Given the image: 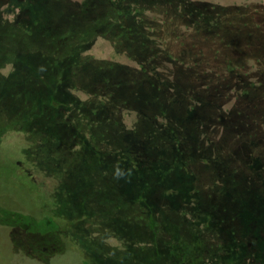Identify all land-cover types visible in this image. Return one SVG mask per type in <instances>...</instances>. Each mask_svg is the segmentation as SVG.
Instances as JSON below:
<instances>
[{"label":"rangeland","instance_id":"1","mask_svg":"<svg viewBox=\"0 0 264 264\" xmlns=\"http://www.w3.org/2000/svg\"><path fill=\"white\" fill-rule=\"evenodd\" d=\"M256 1L262 3L259 13L264 12L262 0H28L25 3L17 0L22 11V18L18 19L22 28L2 31L8 33L7 43L14 49L5 50L4 33L0 36L1 179L14 183L13 165L17 173L41 175L36 164L25 165L14 154L20 147L31 144L19 131L30 128L29 122L34 117H50L59 106L74 110L71 99L86 102L93 98L97 102L101 87H105L102 84L108 85L111 91L117 84H128L124 73L130 68V56L137 48L160 57L180 49L174 44L179 34L195 38V43L192 41L186 47L189 50L202 46V36L221 35L225 39L241 36L243 30L238 29L235 17H251ZM157 3L161 4L160 11L150 13ZM139 5L142 10L135 19L130 23L121 22L124 27H115L114 17L125 18ZM191 21H199L202 27H194ZM120 24L116 23L118 27ZM94 101L86 105L92 114L96 113ZM5 121H12L14 125L10 128L4 125ZM218 129L226 135L228 148L238 144L236 137L228 133L229 129H224V121L219 123ZM47 139L42 135L36 142L46 148ZM65 147L67 144L61 150ZM208 154L211 156L210 152ZM97 158V153L88 149L76 169H71L70 176L62 172L61 165L54 164L47 167L45 173L53 170L56 176L49 180L48 175L42 176L43 171L37 176L36 183L40 187L47 185L53 191L52 211L64 223L51 224L47 219L31 221L22 216L20 201L0 194V264H121L119 261L123 262L136 244L148 246L147 249L157 246V264H224V246L211 249L200 241L191 250L193 259L179 255L180 246L177 241L172 242L179 233L174 222L179 228L181 224L196 228L195 240L198 241L202 240L198 226L207 220L219 221L210 225V230L218 229L224 235L227 226L237 235L241 221L256 216L260 220L264 218V203L260 199L264 194L246 190L249 185H244L243 169L224 177V182L220 177L218 192L197 194L195 188H187V182L194 178L191 170L183 166L187 156L178 153L173 162L164 161L160 156L157 164H142L143 168L127 166L131 173L130 190L134 187L140 192L150 212L160 211L156 219L152 218L155 225L146 229L138 225L135 236L133 227L117 221L118 217L125 219L124 211H120L117 218L116 213H111L114 211L110 212L107 199H114L116 192L106 189L112 176L99 165ZM197 166L202 170L207 167L202 163ZM1 190L9 191L0 186ZM129 200L137 201L130 196ZM145 203L142 206H146ZM154 204L156 208L150 207ZM203 210L205 213L200 214ZM140 215L136 214L140 221L146 218ZM147 222L149 224V220ZM55 229L69 237L72 251L64 247ZM96 235L106 236L107 240L104 244L100 238L94 240ZM257 247L264 255V241ZM142 252L141 261L152 264L145 248ZM208 257L210 260L206 261ZM137 260L140 263V252Z\"/></svg>","mask_w":264,"mask_h":264},{"label":"trees","instance_id":"2","mask_svg":"<svg viewBox=\"0 0 264 264\" xmlns=\"http://www.w3.org/2000/svg\"><path fill=\"white\" fill-rule=\"evenodd\" d=\"M16 1L0 0V36L5 28L18 31L21 27L18 19L22 18V11H19L18 7L21 6ZM22 1L25 3L28 0ZM261 4L256 1L251 17H235L238 29L243 30L237 38L202 36V46L189 50L186 47L192 41L195 43V38L179 34L174 44L180 49L160 57L137 48L130 56V68L124 73L129 80L128 84H117L112 91L108 85L102 84L105 87H101L97 102L93 98L86 102L71 99L74 110L59 106L50 117H34L29 122L30 128L25 130V127L19 131L31 144L26 148L20 147L14 154L25 165L36 164L41 175L43 171L42 176L48 175L50 180L56 173L53 170L45 173L47 167L61 165L62 172L70 176V171L76 169L83 160L85 150L95 151L99 165L112 176L106 189L116 192L114 199H107L111 205L110 212L114 211L111 213H116L117 218L120 211H124L125 219L121 217V221L118 217L117 221L133 227L135 236L138 225H143L145 229L149 225L154 226L155 220L152 218L156 219L160 211L150 212L145 200L140 198V192L134 187L130 190L128 179L131 173L127 169L130 165L143 168L145 166L142 164H157L160 156L164 161L173 162L180 153L182 157L187 156L183 166L190 169V175L194 177L192 182H187V188H195L194 193L214 194L221 188L220 177L224 182V177L228 178L243 169L246 175L243 178L246 181L244 185H249L246 190L249 193L253 191L264 194L261 190L264 189V33H258L264 31V12L259 13ZM157 5H153L150 13L160 11L161 4ZM133 10L125 18L114 17L115 27H124L120 24L124 21L130 23L142 10V6ZM118 22L119 27L116 25ZM191 22L195 24L194 27H202L199 21ZM114 24L111 23V26ZM7 35H3L6 43L3 48L10 52L14 47L11 48L7 43ZM93 101L96 106L94 114L86 107ZM223 121L224 129H229L228 133L236 137L238 144L233 148L226 146V135L218 129L219 123ZM4 125L11 128L14 123L5 121ZM42 135L48 138L49 145L46 148H43L41 142H36ZM66 144L67 147L61 150ZM212 150H217V153L214 154ZM209 152L211 156L207 155ZM198 163L207 166L206 169L198 168ZM117 168L124 172L123 176L117 177L114 174ZM13 171L14 183L0 176V186L9 189L1 190L0 194H8L20 201L22 216L31 221L42 222L47 219L54 224L64 223L52 211L53 191L47 185L43 188L36 183L37 176L41 175L17 173L14 165ZM203 174L204 177L201 176ZM129 196L137 201L132 203ZM260 199L264 203V197ZM143 203L146 206H142ZM150 207L157 206L154 204ZM136 214H144L146 218L140 221L142 216L138 218ZM211 220L198 226L201 228L202 239L198 241L195 240L196 228L184 224L179 228L174 222L179 233L172 242L177 241L180 246L182 251L179 255L193 259L191 250L200 241L207 243L211 249L224 246V264H264V255L257 247L264 241V218L260 220L256 216L249 221H241L237 235L232 231L234 229L229 230L227 226L224 235L218 229L216 232L210 230V225L214 226L217 224L214 222L218 221ZM57 233L64 247L72 251L69 237L59 234V231ZM94 238H100L103 244L107 240L106 236L100 235ZM147 247L133 245V251L119 263L149 264L141 261L142 248H145L148 260L157 264V246ZM139 252L140 263L137 260ZM209 260L210 257L206 261Z\"/></svg>","mask_w":264,"mask_h":264},{"label":"clouds","instance_id":"3","mask_svg":"<svg viewBox=\"0 0 264 264\" xmlns=\"http://www.w3.org/2000/svg\"><path fill=\"white\" fill-rule=\"evenodd\" d=\"M117 177H121L124 175V172L122 170H120L119 168H117L115 170V173H114Z\"/></svg>","mask_w":264,"mask_h":264}]
</instances>
